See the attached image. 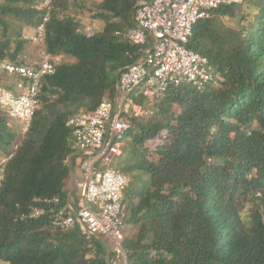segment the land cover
<instances>
[{
	"label": "trees",
	"instance_id": "trees-1",
	"mask_svg": "<svg viewBox=\"0 0 264 264\" xmlns=\"http://www.w3.org/2000/svg\"><path fill=\"white\" fill-rule=\"evenodd\" d=\"M137 1L103 0V30L88 36L76 18L57 12L67 0H54L45 45L35 49L73 61L43 79L40 105L21 141L7 130L0 108V158L18 142L0 185V264H107L102 237L78 225L53 230L48 216H22L36 198L57 196L65 204L77 170L66 122L114 97L116 75L132 62L126 54L136 51L114 32L134 26ZM44 12L37 0H0V61L20 64L21 37ZM188 48L207 57L219 85L135 98L152 114L133 118L128 134L137 166L125 172L127 264H264V0L219 7L194 26ZM161 134L159 160H146L143 147Z\"/></svg>",
	"mask_w": 264,
	"mask_h": 264
},
{
	"label": "built area",
	"instance_id": "built-area-1",
	"mask_svg": "<svg viewBox=\"0 0 264 264\" xmlns=\"http://www.w3.org/2000/svg\"><path fill=\"white\" fill-rule=\"evenodd\" d=\"M45 8L41 21L22 41L45 45V29L54 10V0H37ZM253 0H139L132 28L117 30L114 37L134 47L128 53L132 61L118 73L113 98L103 99L92 112H79L67 120L72 133L69 147L76 156L74 173L75 201L63 205L59 197L36 198L24 219L48 216L53 230L67 232L80 226L89 237L109 241L114 253L110 264H126L122 249L126 212L125 191L130 177L120 168V160L132 128V119L152 114L140 107L135 98L159 99L171 89L188 87L203 90L218 86L219 81L207 57L188 48L194 26L208 19L221 6L241 5ZM91 27H86V33ZM82 33V32H81ZM41 61L32 65L0 61V74L15 77L10 88L0 87V108L10 119L23 122V137L40 105L43 79L53 76L62 61L45 50ZM18 148L0 158V185L5 165ZM72 193V194H73ZM71 199V198H70Z\"/></svg>",
	"mask_w": 264,
	"mask_h": 264
},
{
	"label": "rangeland",
	"instance_id": "rangeland-1",
	"mask_svg": "<svg viewBox=\"0 0 264 264\" xmlns=\"http://www.w3.org/2000/svg\"><path fill=\"white\" fill-rule=\"evenodd\" d=\"M103 0H67V9L66 12L72 16H76L77 19H79V30L84 34L86 33V27H90L91 25H95L96 27H93L90 31H88V36H93L96 35L100 32H102L104 23L99 19V9L98 6L102 3ZM86 35V34H85ZM14 42H12L11 46L12 48L15 49V46L17 42H19L18 39H14ZM21 50L18 56L19 59H23V62L25 65H29L30 63L37 62L39 63L41 61L39 52L35 49L37 47V44L30 43V42H24L23 44L20 45ZM73 61L71 58H63L61 63H70ZM0 86L1 87H6L8 84H10L12 81L8 80L7 77H3V74H0ZM4 85V86H2ZM178 108L176 105L172 107V111L177 112ZM4 112V111H3ZM5 113V112H4ZM6 114V113H5ZM7 115V114H6ZM9 118V117H8ZM5 128L7 126L8 131L11 133L15 134V141L17 140L18 142L21 141V133L20 129L23 126V122L20 120L16 119H7V126L3 124ZM1 127V126H0ZM9 132V133H10ZM11 135V134H10ZM9 135V136H10ZM166 137L165 134H161L157 139L148 141L145 146L143 147L144 153L142 150V156L151 162H157L159 160L156 148L161 147L165 141ZM130 141V140H129ZM129 142H127V150H126V157L121 161L120 168L122 171L126 172L127 169H131L132 167L135 168L137 166V156L129 150ZM134 151V150H133ZM125 154V153H124ZM78 172V168L76 170V173ZM134 202H137V199H133ZM129 205V201L127 200V206ZM126 229V227L124 228ZM131 232V231H129ZM109 243V241H108ZM88 245L93 251V248L91 247V241H88ZM109 248L111 250V245L109 243ZM92 254V252H91ZM117 264H124V261L120 259L119 263Z\"/></svg>",
	"mask_w": 264,
	"mask_h": 264
},
{
	"label": "water",
	"instance_id": "water-1",
	"mask_svg": "<svg viewBox=\"0 0 264 264\" xmlns=\"http://www.w3.org/2000/svg\"><path fill=\"white\" fill-rule=\"evenodd\" d=\"M134 11H135V8L133 9L132 11V16H134ZM117 83H118V75H116V86H117ZM71 158V156L68 157L67 159V163L69 164V159ZM74 174V173H73ZM72 174V175H73ZM74 176V175H73ZM73 190H74V179L72 178V183H71V186H70V189H69V193H68V196H67V201L69 202L70 198H71V195L73 193ZM106 260H107V264H110V252L108 250L107 252V257H106Z\"/></svg>",
	"mask_w": 264,
	"mask_h": 264
},
{
	"label": "crops",
	"instance_id": "crops-1",
	"mask_svg": "<svg viewBox=\"0 0 264 264\" xmlns=\"http://www.w3.org/2000/svg\"><path fill=\"white\" fill-rule=\"evenodd\" d=\"M138 1H139V0H138ZM57 12H58V13L60 12L61 14H63L64 17L69 16V17H74V18L77 19L76 16H72V15L68 14V13L66 12V10H61V9H60V10H58ZM77 20L79 21V19H77ZM90 27H91V29H93V27H96V28H97V26H95V25H91ZM32 32H33V30H31V32H29V34L32 33ZM39 54H40V53H39ZM40 58H41V57H40ZM19 62H20V63H24V62H23V59H19ZM34 63H35V62H34ZM4 156H5V155H4ZM4 156H3V157H4ZM3 157H2V158H3ZM102 239H103V238H102ZM103 240H104V239H103ZM108 250H109V248H108ZM107 252H108V251H107ZM106 261H107V260H106Z\"/></svg>",
	"mask_w": 264,
	"mask_h": 264
},
{
	"label": "clouds",
	"instance_id": "clouds-1",
	"mask_svg": "<svg viewBox=\"0 0 264 264\" xmlns=\"http://www.w3.org/2000/svg\"><path fill=\"white\" fill-rule=\"evenodd\" d=\"M72 156H75V155H74V152H73ZM109 252H111V251L109 250ZM110 260H111V259H110ZM126 264H127V260H126Z\"/></svg>",
	"mask_w": 264,
	"mask_h": 264
},
{
	"label": "bare ground",
	"instance_id": "bare-ground-1",
	"mask_svg": "<svg viewBox=\"0 0 264 264\" xmlns=\"http://www.w3.org/2000/svg\"><path fill=\"white\" fill-rule=\"evenodd\" d=\"M172 90V89H171Z\"/></svg>",
	"mask_w": 264,
	"mask_h": 264
}]
</instances>
